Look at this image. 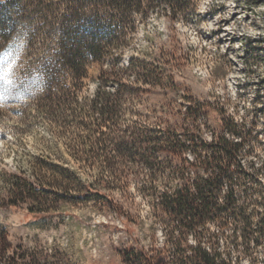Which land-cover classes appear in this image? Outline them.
Listing matches in <instances>:
<instances>
[{"label": "rangeland", "instance_id": "obj_1", "mask_svg": "<svg viewBox=\"0 0 264 264\" xmlns=\"http://www.w3.org/2000/svg\"><path fill=\"white\" fill-rule=\"evenodd\" d=\"M142 1L143 13L106 20L124 34L119 63L111 55L103 65L91 63L87 78L67 98L49 92L43 71L60 61L56 55L67 38L87 30L81 24L90 25L93 13L83 15L80 0H0V264L20 247L48 255L47 264H128L129 251L166 264L170 246L151 195L183 184L172 169L181 157L165 150L164 133L171 129L211 142L224 133L223 121L233 119L248 149L244 165L255 169L254 209L264 212V0ZM101 70L115 75L107 91L124 86L122 114L114 127L102 129L103 138L123 137L129 145L142 141L137 158L112 176L79 169L75 159L81 155L68 149L73 134H81L79 120L59 113L63 102L88 105L95 98ZM57 82V87L76 83L66 73ZM197 104L201 114L184 117L185 107ZM64 128L69 133L62 134ZM117 143L110 156L117 154ZM46 157L75 169V183L116 186L98 189L86 204L59 203L53 211L30 215L29 202L8 201L6 183L14 174L33 182L30 165ZM145 159L156 162L155 170L144 167ZM100 197L112 205L94 201ZM210 233L218 241L214 249L238 254L241 264H264V240L249 257L224 245L228 228L213 223ZM3 236L11 246L5 257Z\"/></svg>", "mask_w": 264, "mask_h": 264}, {"label": "trees", "instance_id": "obj_2", "mask_svg": "<svg viewBox=\"0 0 264 264\" xmlns=\"http://www.w3.org/2000/svg\"><path fill=\"white\" fill-rule=\"evenodd\" d=\"M85 1L80 0L79 10H83V15L93 13L96 20L89 21L90 25L81 24L87 30H76L73 38H67L66 44L56 55L60 61L47 64L43 71L45 79L51 83L49 92H61V97L69 98L72 90H78L77 83L80 85L87 78L91 63L103 65L110 55L115 56L112 60L119 63L124 34L112 30L106 20L112 22L132 12H144L142 0H88V4ZM133 63L131 60L128 65L133 67ZM101 72L95 98L88 105L63 102L64 109L57 112L61 114L60 117L68 112L70 117L79 120L81 134L74 133L68 144L70 151L81 155L75 159L79 169L112 176L119 165L137 158V148L142 141L136 139L129 145L123 137L116 140L103 138L105 133L102 129L111 125L114 127L122 114L120 94L124 86L117 85L115 92L110 93L106 89V82L115 75ZM64 73L76 82L73 86L57 87L58 78ZM200 112L199 104L185 107L184 117L196 119ZM223 127L224 133L211 142L202 137L192 141V135L187 130L178 133L171 129L164 133L165 150L181 157V165L172 169L177 179L183 182L173 190L161 193L153 191L151 195L156 197L167 236L166 243L170 246L166 264H241L238 254L231 256L213 248L218 244L217 238L210 233L213 223L230 230L224 238V245L231 246L234 251L241 248L240 252L246 256L250 257L264 240V212L259 214L254 209L259 202L251 198L256 183L255 174L252 173L255 169L252 164H248L247 169L243 162V154L248 151L244 150L243 133L238 131L233 119H225ZM64 130L62 134L69 133L66 128ZM237 137L239 141L234 139ZM112 142H118L115 156H110ZM142 163L149 171L155 170V161L145 159ZM194 170L202 174L196 175ZM30 172L33 182L14 174L9 175L6 183L9 188L8 201L12 206L29 202L30 215L53 211L54 204L59 203L86 204L91 201L89 195L93 192L98 194V189H114L116 186L108 181L98 185L75 183V169L61 162L58 165L49 157L35 159L30 165ZM102 198L94 201L112 205L111 199ZM1 244L2 256L5 257L11 248L6 236L2 237ZM20 250V253L6 257L7 264H47L49 260L48 255L44 257L42 253L28 252L21 247ZM125 261L128 264H155L152 258L134 251L126 253Z\"/></svg>", "mask_w": 264, "mask_h": 264}]
</instances>
